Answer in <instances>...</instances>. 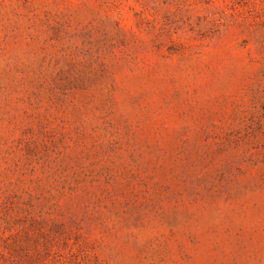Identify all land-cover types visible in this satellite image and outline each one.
Here are the masks:
<instances>
[{"label":"rangeland","instance_id":"obj_1","mask_svg":"<svg viewBox=\"0 0 264 264\" xmlns=\"http://www.w3.org/2000/svg\"><path fill=\"white\" fill-rule=\"evenodd\" d=\"M0 264H264V0H0Z\"/></svg>","mask_w":264,"mask_h":264}]
</instances>
